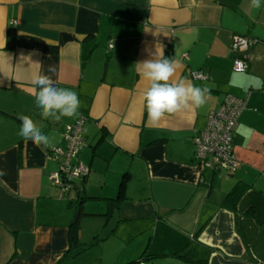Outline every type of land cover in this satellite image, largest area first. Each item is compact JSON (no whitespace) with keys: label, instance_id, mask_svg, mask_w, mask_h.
<instances>
[{"label":"crops","instance_id":"0c3cea01","mask_svg":"<svg viewBox=\"0 0 264 264\" xmlns=\"http://www.w3.org/2000/svg\"><path fill=\"white\" fill-rule=\"evenodd\" d=\"M10 31L14 46L7 49ZM236 34L254 42L242 54L231 49ZM160 47L178 63L174 80L211 91L203 107L153 126L137 63ZM239 55L248 62L244 73L232 70ZM194 71L206 78L194 80ZM37 73L79 94L78 117L39 116ZM226 95L246 100L233 133L240 163L233 174L206 167L192 142ZM20 114L34 119L50 147L41 151L18 135ZM81 117L86 145L78 160L90 172L78 182L82 196L76 187L60 197L50 182L57 164L48 150L64 148L65 127ZM0 170L6 172L0 176V264H125L144 251L150 259L142 264H264V6L254 9L250 0H0ZM124 174L121 201L109 215L107 200L119 195ZM236 185L245 187L238 202L224 204ZM78 213V244L94 239L95 260L80 246L65 256ZM104 247L111 258H104Z\"/></svg>","mask_w":264,"mask_h":264},{"label":"clouds","instance_id":"9594fccd","mask_svg":"<svg viewBox=\"0 0 264 264\" xmlns=\"http://www.w3.org/2000/svg\"><path fill=\"white\" fill-rule=\"evenodd\" d=\"M250 4L254 9L264 6L262 0H250ZM137 65L139 75L147 82L142 103L153 126H157L167 116L205 105L211 90L184 79L174 80L178 63L174 59L165 58L161 47L159 54L156 52L150 59L138 62ZM55 71L53 65L48 66V73ZM32 84L35 86L34 105L42 119L60 122L62 118L71 119L80 115L81 101L76 91L57 87L50 75L42 73L33 76ZM18 119L21 122L18 135L24 141H31L41 151L51 146L49 136L31 116L20 114ZM4 175L6 172L0 170V176Z\"/></svg>","mask_w":264,"mask_h":264},{"label":"built area","instance_id":"2783aa9c","mask_svg":"<svg viewBox=\"0 0 264 264\" xmlns=\"http://www.w3.org/2000/svg\"><path fill=\"white\" fill-rule=\"evenodd\" d=\"M253 44L249 38L236 34L232 36L231 49L242 54ZM232 70L244 73L248 70V62L239 55L234 58ZM191 77L194 80L206 78L201 71L191 72ZM245 107V99L226 95L219 107L207 115L204 128L192 138L195 158L202 160L206 167L228 174H233L239 168L240 163L233 149V133ZM84 122L85 119L81 117L68 124L62 135L64 148L48 150V159L57 164V169L50 175V182L58 189L60 197L76 189L77 183L90 172L89 167L78 160L79 153L86 145L82 136Z\"/></svg>","mask_w":264,"mask_h":264},{"label":"trees","instance_id":"16d2710c","mask_svg":"<svg viewBox=\"0 0 264 264\" xmlns=\"http://www.w3.org/2000/svg\"><path fill=\"white\" fill-rule=\"evenodd\" d=\"M14 46V33L12 31L9 32L8 34V41H7V49H12ZM44 52L46 53H55L56 52V47H51V46H44ZM126 177L127 174H124V176L121 179L120 185H119V191H118V196L114 199H108V212L109 215L112 213L114 209L118 208V203H120L121 198H122V191L124 189L125 183H126ZM245 187L236 185L230 193L227 195V197L224 200V204L230 206H235V204L238 202V199L244 192ZM79 204L81 205L82 199L78 201ZM79 218H80V213H78L75 217L73 222L71 223L69 227V232H68V241H69V249L66 252L65 256H68L72 250L78 248L80 246L78 244V229H79ZM150 258L148 255H146V252L144 251L143 254H141L136 260L129 261L125 264H142L145 261H148ZM197 264H206L204 261H199L196 262Z\"/></svg>","mask_w":264,"mask_h":264},{"label":"rangeland","instance_id":"374dc122","mask_svg":"<svg viewBox=\"0 0 264 264\" xmlns=\"http://www.w3.org/2000/svg\"><path fill=\"white\" fill-rule=\"evenodd\" d=\"M96 240H100V238L96 239ZM95 240L94 239H91L89 242H87V244H85L82 248V245L80 246L83 250V252H86L87 256L92 258V259H96V258H99L100 256V250L99 248H95V247H92L95 245V243H93ZM85 249V250H84ZM103 256L104 258H111L112 256L110 255V250H108V247H104L103 249ZM100 262V261H99ZM106 262V261H105ZM107 263V262H106Z\"/></svg>","mask_w":264,"mask_h":264},{"label":"water","instance_id":"95a60500","mask_svg":"<svg viewBox=\"0 0 264 264\" xmlns=\"http://www.w3.org/2000/svg\"><path fill=\"white\" fill-rule=\"evenodd\" d=\"M76 187L78 188V190H79V192H80V196H82L83 193H82V187H81V185H80V184H77Z\"/></svg>","mask_w":264,"mask_h":264}]
</instances>
